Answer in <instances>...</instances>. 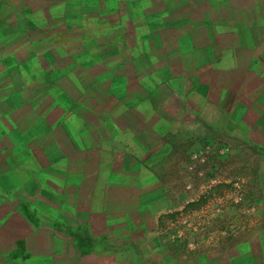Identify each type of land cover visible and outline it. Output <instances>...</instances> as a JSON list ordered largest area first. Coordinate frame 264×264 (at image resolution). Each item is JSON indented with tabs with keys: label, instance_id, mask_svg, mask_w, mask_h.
Here are the masks:
<instances>
[{
	"label": "crops",
	"instance_id": "crops-1",
	"mask_svg": "<svg viewBox=\"0 0 264 264\" xmlns=\"http://www.w3.org/2000/svg\"><path fill=\"white\" fill-rule=\"evenodd\" d=\"M216 1L142 0V17L148 25L159 26L152 35L156 50L162 49L163 41L194 42L195 25L203 28L205 40H216L212 28L217 27L218 40L225 42L221 33L234 22L233 47L213 56L209 51L210 57L219 59L209 68L221 74L236 72L232 88L243 97L228 102L236 108L224 111L218 120L220 130L231 136L224 138H235L229 140L236 144L227 145L234 161L220 170L229 172L222 182L240 181L249 192L242 209L225 208L216 215L217 224L204 228L207 244L215 234L221 235L212 244L214 250L192 257L183 253L184 241L166 243L160 238L156 245H163L167 253L166 258L155 255L159 264H264V0H223L214 7ZM123 5L115 0H27L12 5L11 36L17 45L10 77L0 78V208L9 202L19 204L0 216V233H9L10 249L21 244L30 254L29 262L58 258L62 242L81 246L75 236L57 238L56 233H74V225L62 224L64 220L76 225L90 218L93 228L86 233L93 252L80 257L82 264H130L137 241L145 247L156 243L151 236L142 239V231L129 222L143 217V202L154 194L149 191L156 182L153 175L144 176L142 171H159L161 182L152 202L166 205L162 180L176 176L188 148L180 143L178 132L181 124L189 128L191 121L179 104L194 103L159 97L147 81L142 98L131 92V73L148 75L152 70L142 66L141 71L131 60L125 34L136 19L130 3ZM3 10L0 0V25ZM168 26L187 30L163 35ZM178 49L184 50L171 47L161 56L155 62L161 70L154 72L192 74L194 50L187 48L191 56L187 53L184 60L181 54L176 67L167 64V58L178 57ZM248 74L254 75L249 86ZM164 106H173L174 112ZM147 107L154 109L146 111ZM200 125L207 138H212L210 133L219 136L211 125L202 121ZM240 154L250 155L249 165L238 160ZM36 218L44 219L43 224L53 218L61 223L47 224L49 230L43 232ZM107 234L116 247L98 243Z\"/></svg>",
	"mask_w": 264,
	"mask_h": 264
},
{
	"label": "rangeland",
	"instance_id": "rangeland-1",
	"mask_svg": "<svg viewBox=\"0 0 264 264\" xmlns=\"http://www.w3.org/2000/svg\"><path fill=\"white\" fill-rule=\"evenodd\" d=\"M1 1L4 5V18L3 23L0 25V78L2 76L10 77L11 60L13 54L12 50L15 44L17 45V40H13L11 36L12 28L10 26L12 21V5H20L25 3L27 0ZM115 1L124 5L129 2L130 14L136 19L135 23L131 27L130 33L125 34L127 35L125 39L128 38L127 44L131 46L130 55L132 62L140 65L141 71L142 66L143 68L148 67V69L152 70L151 74L149 73L148 75L142 74V72L131 73V92L136 91L135 94L142 98V84L147 81V83H151L154 86L153 91L156 92L159 97H164L165 99H172L173 97H176L177 99L184 101L192 100L194 103L189 106L179 104V109L181 112H184V117L186 119L188 117V119L191 121V124H186L189 126V128H187L185 124H181L179 126L178 132L180 135V143L188 145V148L186 149L182 159H180L183 161V163H181L179 170H177L176 176L172 179L164 177V181L162 180V184L164 185L163 191L165 194L164 199L166 202L168 201L166 205L158 207V204L152 202L153 199H155L154 195L157 191L156 189L159 187L158 184L161 182V176L158 179L157 175L159 171H142L144 176L150 177V175H153L152 177H154V182H156L151 186L149 191L151 194H154L153 197L146 199L143 202L145 207V210L142 212L143 219H131L129 222L132 226L135 225L136 228L142 231V239H144L146 236L148 239L149 236H151L156 243L153 247H145L141 246L140 244L143 242L137 241L136 244L139 248L136 247L132 251L134 252V256L130 261V264H132V262L133 264H159L155 258L156 254H163L166 258L165 253L167 252L163 248V245H156L157 243H160V238L165 240L166 243L171 241H187L186 249L183 242L184 249L182 251L183 253L189 254L192 257H198L202 254L204 255L210 253V251L214 250L212 249V244L219 241L218 238H221V235L215 234L212 236V240L210 241L211 243L207 244L209 237L207 234H204V228L208 227L209 225H215L218 218L216 215H218L220 211H223V209L228 208L235 211L242 209V204H244V202L236 203L234 201V195H240L244 199L246 194L249 192L247 185L245 186V184L240 181L237 183L235 181V183L222 182V177H229V172L220 170L221 166L234 160L229 155L230 153L225 158H219L216 155L217 148L223 146L228 147L227 145L233 146L234 142L230 141L229 139H235L224 138L226 135H228L227 137L231 136L225 130H220L219 126L221 125V122L218 120L220 117L222 120L224 111L236 108L234 106H229L227 104L228 102H234L236 97L240 99L243 96L241 95V91L232 88L236 72L234 70L229 72L228 70L226 73L221 74V72L218 70H211L212 68L209 67L215 65L217 66L219 59L217 56L210 57L208 53L210 51L211 55L213 56L217 55L218 51L224 47H233V41L236 36L234 22H232V25L229 26L230 29L226 28L223 33H221L220 39H225V42H220L218 40L220 31L217 27L214 26L212 28L216 40H205L203 28L201 26L200 28L195 25L192 31L194 34V42H190V40L189 42L179 41L173 43L170 41H163L162 49L156 50L152 35L156 34L154 32L159 26L148 25L145 19L142 17V0ZM217 1L223 2V0ZM217 1L212 3L214 4V7H217ZM197 4L198 2H196L195 6H197ZM167 28L168 29L162 30L163 35L175 36L178 33L181 35V32L185 33L187 30L186 27L168 26ZM177 29L178 31H176ZM121 43L122 42H119L117 45H121ZM178 46L184 50L180 51L178 49L176 52L178 57H172L170 59L167 58V64L172 63L176 67L181 54L184 56L183 59L186 60L185 57L187 56V53L190 57V50H194V72L190 75L178 71L172 75L161 72H157L158 74L155 73L158 69H160L161 65L159 63L158 66L155 62L161 58V56H166L167 52L170 53L171 47L176 50ZM187 48L190 50H186ZM7 53L11 55V58L7 55ZM3 64H5L6 67H2ZM3 68H5V70ZM142 75L144 77H142ZM261 76L264 77V74ZM239 79L241 80V75ZM253 79L254 75L248 74L246 85L249 86ZM172 82L174 83V86H172ZM171 87L173 89H171ZM146 88L147 87H145V89ZM5 92L8 93L10 90H6ZM246 97L249 98L248 93H246ZM163 108L168 110L170 114L174 112L173 106H164ZM138 109L142 114V103ZM152 109H154V107H147L146 111H151ZM246 109L249 110L250 105H247ZM200 121L211 125L213 129L217 130L219 136L215 135V137H213V135L210 133L211 137L214 139L216 138L217 140H213L212 138L210 139L204 136L206 135V131H203ZM239 156H241V158H238L237 156L238 160H245L246 164H250V155L240 154ZM209 165L218 166V175L221 177L219 182L213 185H205L207 182V176L205 173L207 172ZM171 183L174 184L171 185ZM169 189H173V191H169ZM6 198H10V196H6ZM17 204L19 203L9 202L6 205L4 204L3 210L0 208V216H7L9 214V207L11 205ZM160 220H162V225L160 224ZM249 220V218L245 219V221ZM34 221L37 224L38 229L45 232L49 230L47 224L52 225V223H54L56 225V222L58 223L60 220L57 221L55 218H53L50 222L47 220L46 224H43L45 223L44 219L41 221L40 218H36ZM64 223L68 226L74 225L75 235L74 233L70 235L66 233H56L57 238H62L65 240L67 237H71L73 240V236H75L78 238L76 240L81 243L80 247L76 241L71 243L69 246L62 242L59 245L62 255L57 256L58 258L42 262L39 260H36L37 262H29L27 259L30 254H28L25 249L19 247L22 245L18 244V247L15 249H10L11 245L9 233H0V264H82V259L80 257H82V255H90V253L93 252L90 249V243L88 242L89 236L86 233V229L91 232V228H93L90 218H86L84 223L79 222L80 224L78 223L76 225L72 222L67 223L65 220L62 224ZM79 227L82 228L79 229ZM158 227H163L165 230L160 233ZM62 229L66 230L64 225L62 226ZM153 231L159 233H152ZM177 233L178 238H175L177 237ZM90 236L93 235L90 234ZM133 236L136 239L139 237L137 233ZM95 239H97V242L98 235L95 237ZM99 239H101V241L98 243L103 245V247H106V245H112V247L117 246V244L111 243V239L108 234L106 237H99ZM107 242H109V244ZM188 242L189 245L187 247ZM98 251L99 250L94 251V254L98 253ZM112 252L119 255H122L123 253L122 251H116L115 249H113ZM124 253V255L127 254V252ZM262 253L260 252V254ZM34 255L37 256L36 253Z\"/></svg>",
	"mask_w": 264,
	"mask_h": 264
},
{
	"label": "built area",
	"instance_id": "built-area-1",
	"mask_svg": "<svg viewBox=\"0 0 264 264\" xmlns=\"http://www.w3.org/2000/svg\"><path fill=\"white\" fill-rule=\"evenodd\" d=\"M229 153L230 149L225 146L216 149V155L219 158H225ZM205 174L207 176V182L205 183V185L216 184L221 179V177L218 175V166L216 165H209ZM234 201L236 203L243 202V198L240 195H234Z\"/></svg>",
	"mask_w": 264,
	"mask_h": 264
}]
</instances>
